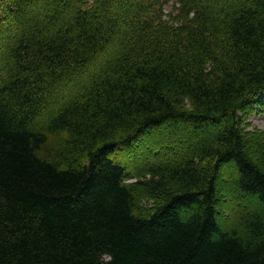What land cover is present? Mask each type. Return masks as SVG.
Instances as JSON below:
<instances>
[{"label":"trees","instance_id":"1","mask_svg":"<svg viewBox=\"0 0 264 264\" xmlns=\"http://www.w3.org/2000/svg\"><path fill=\"white\" fill-rule=\"evenodd\" d=\"M253 106L264 0H0V264H264Z\"/></svg>","mask_w":264,"mask_h":264},{"label":"rangeland","instance_id":"2","mask_svg":"<svg viewBox=\"0 0 264 264\" xmlns=\"http://www.w3.org/2000/svg\"><path fill=\"white\" fill-rule=\"evenodd\" d=\"M169 7H166L168 10ZM241 120L239 126L244 132L248 134H255L254 136H258V134L264 135V110L261 108H257L253 106L251 109H246L241 111ZM160 146V144H156ZM166 150H171L170 148H163ZM163 151V150H162ZM226 174H221V186L222 190L218 205V215L223 223V225H228L232 222L235 214L241 209V206L236 204V199L234 194L228 191L227 183H226ZM134 180V179H132Z\"/></svg>","mask_w":264,"mask_h":264}]
</instances>
